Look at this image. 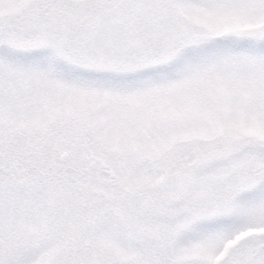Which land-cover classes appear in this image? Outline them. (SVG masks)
I'll return each instance as SVG.
<instances>
[{
  "label": "snow or ice",
  "instance_id": "6c2138e0",
  "mask_svg": "<svg viewBox=\"0 0 264 264\" xmlns=\"http://www.w3.org/2000/svg\"><path fill=\"white\" fill-rule=\"evenodd\" d=\"M0 264H264V0H0Z\"/></svg>",
  "mask_w": 264,
  "mask_h": 264
}]
</instances>
